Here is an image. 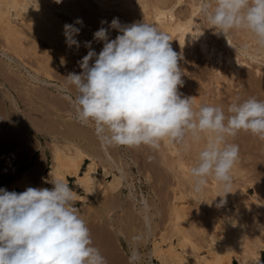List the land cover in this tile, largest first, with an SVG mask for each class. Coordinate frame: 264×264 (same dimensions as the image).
<instances>
[{"label": "rangeland", "instance_id": "1", "mask_svg": "<svg viewBox=\"0 0 264 264\" xmlns=\"http://www.w3.org/2000/svg\"><path fill=\"white\" fill-rule=\"evenodd\" d=\"M66 1L68 5H64H72V7L74 5L76 9H80V12L85 14L83 23H86V25L82 27L81 25H76V27L82 28L80 34L85 37L86 41H93V33L101 27L102 20L110 17L111 20L108 21L110 22L113 16L120 17V15L116 16L117 14L114 13L113 7L105 8L106 10L104 9V11L98 9L97 5L95 7L96 3L94 0ZM193 2L198 3L199 9L192 14L193 7L191 6ZM203 2L205 0H185L179 4L177 2L175 6L177 16L182 15L180 18L184 17V19L185 16L187 18L195 17V20L198 21L197 24L209 35V37L205 38V49L201 47L202 37L200 35H197L196 41L186 43L189 51L180 52L177 46L171 44L173 50L178 54L182 53L183 56L179 61L180 63L178 62L182 70L181 79L183 80V86L179 87V92L183 97H194V110H198L201 105L216 106L223 109L226 115H228V107L233 103H242L248 98L264 101V47L259 48L255 35L244 29H234L226 37L223 34H218L211 28L212 26L203 14L201 7ZM208 2L212 3L213 0H208ZM57 11L61 15L60 17L64 16L62 17L64 20H70L69 24L74 23L75 18L73 16H68V13L61 9ZM106 12H110V15ZM87 15L89 20L86 18ZM119 21L127 25L126 20L119 19ZM144 22L153 24L158 28L154 20H145ZM103 26L107 27L108 25L105 24ZM27 33L28 43H26V51L28 54H23L24 61L28 58V62L26 61L28 64H26L27 68L34 73L36 66L42 67V72L47 70L52 75L50 78L52 82L65 86L68 91L65 90L66 88L63 90L55 85H47L31 80L25 76L26 68L18 66L19 63L23 62V58L14 57L13 63H15V67L10 69L11 72L14 75H16L15 73H22L21 75L25 77L22 76L24 78L21 77L22 79H17L14 82L6 81V83L0 84V188L5 185L6 181L24 171L29 172L35 182H37L36 180L41 174L49 172L52 157L51 131L57 134L60 142H63L66 136H71V129H68L71 126L76 127L78 135H81L79 130L85 128L92 133V139L87 141L88 147L94 150L103 148L104 153L108 149L107 151L112 154L115 164H119L124 170L126 169L125 177L123 175L124 185L118 189L108 187V182L113 178V175L109 174L106 175L108 177L105 180H100L102 185L97 193L81 197L82 201L77 198L76 206L90 229L93 246L99 249L107 264H115L114 260L117 258L124 261V264H129V256L133 250H137L141 257L136 264H158L156 259L150 257V244L146 237L151 236L149 234L151 230L149 225L151 228L154 227L157 234L168 226L170 205L174 201L176 191L178 192L174 167L176 166V169L181 171L178 167L180 162H185V171L189 174V178L181 177L185 180V184L187 181V184L186 188H183L181 198L177 202L182 205L181 209H184L188 214V218L196 222L199 228H204L203 230L206 231L210 226L214 225V213L216 211H221V217L225 220H228L234 211H239L245 220L247 231L245 237L247 238L244 237L245 241H243L245 243L233 257L232 264H255L253 258L256 255L251 253L252 251L260 253L262 260L258 264H264V140L245 131L238 132L235 137H228L230 143H235L239 146V158L231 171L232 182L230 188L226 190L219 182H217L219 186L215 187L216 180L209 177L206 185L202 187L204 190L201 188L197 191L194 188L193 177L190 175V168L198 163V154L205 146L204 143H206L207 139L204 134H201V145L199 147L195 146V139L191 135H187L183 142L170 143L161 141L158 148L147 145L130 147L106 143L105 149L100 144L101 139L96 134L93 123L84 124L75 117H71V113L75 110L71 104L69 105L70 100L64 96L66 92H72L71 94L75 97L76 90L67 84L65 77L69 73L79 74L82 71L78 61L87 54L88 49L84 47L83 43L80 44L79 49L75 46L71 47V49L66 46L65 49L62 46L50 43L35 32L34 34L28 30ZM116 35H118L116 30L110 31V39H114ZM244 39H247V42ZM210 44L216 45V48L214 47L213 52L211 51L209 56L206 52L209 51L210 47V50H212ZM92 47L99 53L103 44L93 41ZM60 48H63V50ZM217 54L221 56L219 55V57ZM228 55L239 65L236 78L232 74L231 64L225 60ZM238 61L239 63H237ZM230 76L233 77L231 78ZM41 78L44 79V75L41 74ZM219 84H221L222 88L219 87ZM5 92L9 94L8 97L4 96ZM53 101H63L64 108L57 109L53 107ZM11 103L13 105L17 103L18 106H12ZM34 125H36V128ZM38 126L43 130L38 128ZM37 128L38 130L36 131L35 129ZM46 129L50 131L48 132ZM202 140H204V143L201 142ZM77 142L79 145L83 143L79 139H77ZM24 144H29V146ZM40 144L43 146L41 147ZM40 156L44 157L45 161L39 168L34 169L33 164ZM98 157L102 159L100 155ZM105 157L108 162L106 161L107 164H104L108 166L111 161L107 153ZM99 168H102V166ZM116 170V173L121 175L117 167ZM69 183V185H74V180L71 179ZM226 191L229 193L225 194ZM143 197L150 203L149 207L151 205L148 212L150 211V217L151 214L153 215L149 224L146 223L143 217L144 212L140 211L143 210L144 206ZM222 201L223 203H221ZM204 231L198 232L196 236V239L201 243L205 235ZM131 239L133 240L132 243H130ZM203 250L205 251V249ZM204 251L201 253L204 254ZM206 262L204 261L205 264Z\"/></svg>", "mask_w": 264, "mask_h": 264}, {"label": "clouds", "instance_id": "2", "mask_svg": "<svg viewBox=\"0 0 264 264\" xmlns=\"http://www.w3.org/2000/svg\"><path fill=\"white\" fill-rule=\"evenodd\" d=\"M201 7L218 34L226 37L244 29L264 47V0H205ZM76 25L83 26L82 19L66 23L64 36L69 48L79 49L81 28ZM111 30L118 32L114 39ZM93 41L103 44L99 53ZM93 41L83 42L88 52L78 61L82 71L65 77L76 90L69 98L76 118L93 123L104 143L122 146L158 148L161 141L183 142L187 135L199 140L204 134L205 146L190 168L194 188L199 191L209 177L230 188L239 146L228 137L245 131L264 140V101L233 103L228 115L216 106L194 110V97L179 92L182 53L174 51L168 34L153 24L102 20ZM46 182L53 187H28L20 193L0 188V264H107L93 246L69 183L59 177ZM140 259L133 250L129 264Z\"/></svg>", "mask_w": 264, "mask_h": 264}, {"label": "bare ground", "instance_id": "3", "mask_svg": "<svg viewBox=\"0 0 264 264\" xmlns=\"http://www.w3.org/2000/svg\"><path fill=\"white\" fill-rule=\"evenodd\" d=\"M94 1L96 3V4L94 3L95 7L97 5L98 9H100L102 11H104L105 8L107 9L108 7H113L112 9H114V13L117 14L116 16L120 15V17L113 16L112 18H119V19L126 20L127 25L132 24V23H137V22H143L145 20L156 21L158 29L168 34V36L171 39L170 44L177 46L179 48L180 52L181 51H189V48L186 47L187 46L186 43L196 41L197 35L198 36L200 35V37H202V40H201L202 46L201 47H203V49L206 48V39L205 38L207 36L209 37V35H207L206 31L201 29L200 25L197 24L198 21L195 20V17L191 16V17L187 18L185 16V19H184V17H182L183 18L182 19V18H180L182 15L177 16V14H176L177 10L175 11V6L177 5V2L179 4L180 2H183L185 0H176L175 2H174V0H94ZM66 2H67L66 0H61L60 3H57L56 0H0V79L2 80V81L0 80V84H4V83H6V81H8V82L13 81L14 82L17 79L20 80V78L22 76H24V75H21L22 73L21 74L15 73L16 75H14V73H12L10 70V69L15 67V63H13V60L18 57V58H23L22 59L23 62L19 63L18 66L19 67L23 66L26 68L25 76H27L31 80L38 82V83L39 82L45 83L47 85H55V86L59 87V89L62 88L63 90L66 88L63 85H59L58 83L52 82L50 80L52 75L47 70L42 72V69H43L42 67L36 66L35 72L32 73L27 68L28 64L26 63V61L28 62V58L25 57L26 59L24 61V57H23V54L27 53L26 43H28L27 42L28 41V33H27L28 30H30V32L32 31V33H34V32L37 33L40 37L47 39L50 43H52L54 45L57 44L60 47L62 46L63 48H65L67 46V44L65 42L66 38L64 36V27L63 26L66 23L69 24L70 20L69 21L64 20L62 18L64 16L60 17L61 15L58 14L57 10L58 9L64 10V12L68 13V16H71V17L73 16L75 18V20L77 18H80V19H82V21H84L83 16L85 14L80 12L81 11L80 9L79 10L76 9V7H74V5H73V7H72V5H70V6L64 5V4L68 5V3H66ZM194 2H196V1H194ZM194 2L191 6V7H193L192 14L195 13L197 11V9H199L198 3H194ZM197 2H199V1H197ZM106 13L109 14L110 12L109 13L106 12ZM69 14H71V15H69ZM87 16H86V18L89 20V16L88 17ZM99 20H101V19H99ZM105 20L109 21V20H111V18L109 17ZM85 25H86V23H83V26H85ZM80 32H82V30ZM76 39L80 42V44H82L85 40V37L82 36V34H80L76 37ZM227 39H229V38H227ZM241 40H239V41H241ZM244 40L247 42V39H244ZM209 43H210V41H209ZM227 43H228V41H227ZM230 43H232V42H230ZM210 45H208V46H210ZM211 46H212V50H210L211 49V47H210L209 51H207L206 53L209 54L211 51L213 52V49L216 45H211ZM63 48H60V49L63 50ZM259 48H261V47H259ZM190 49H192V48H190ZM190 52H191V50H190ZM209 56H210V54H209ZM52 58H53V56H52ZM218 59H220V58H218ZM225 60L228 61L227 63L231 64L232 72H233L232 74L236 78V75L239 71V65L236 64V62H234V60L232 59V57L230 55L226 56ZM237 63H239V61ZM41 74L44 75V79L41 78ZM233 76H230V77L232 78ZM24 77H22V78H24ZM22 84H24V83H22ZM220 85L221 84H219V87H221ZM65 90H67V88ZM70 91H71V89H70ZM7 92L4 93V96L8 97L9 94ZM63 93H64V91H63ZM71 93L66 92L64 94V96L69 99L70 97H73V95ZM49 100H51V99H49ZM63 101H64V99H63ZM63 101L62 102L61 101H53L52 106L56 107L57 109L58 108H64ZM49 103L51 104V102H49ZM70 104L72 105L71 101H70L69 105ZM16 105H17V103H14V105L12 104V106H16ZM70 108L73 109V107H71V106H70ZM72 109H70V110H72ZM71 114H72V116H71L72 118H74V117L76 118L75 111ZM14 123H16V122H14ZM34 127L36 128V125H34ZM38 128H40V127L38 126ZM38 128L35 130L37 131ZM68 129H71L70 131L72 134H70L71 135L70 137L66 136V138L64 139L63 142L59 141V139L57 138V134L54 131L50 132V134L52 135L51 136L52 137V139H51V143H52L51 156L52 157H51L50 170L48 173L41 174L39 172L41 175L36 180L37 182H35L32 179L29 172L24 171L23 173H20L19 175H15L14 177H12L8 181H6L5 185L2 186V188H6L8 191H16L17 193L23 192L28 187H41V188L51 189L53 187V185L51 183L46 182V181H50L52 179V177L53 178L59 177L61 179H65L67 183L70 182V178H74L75 183L78 186L84 188L85 191H87L89 193H97L98 189L102 185V182L100 181L99 176H98V169L100 166H102V169H103L102 174L104 176L109 175V174L113 175V178L111 179V181L108 182L109 183L108 187H110L112 189H118L119 187L124 185L123 175H124L126 169L124 170V168L122 166H120L119 164H117V165H119V166H117L115 164L114 159L112 157V154H110V152L107 151L108 149L105 152L107 153L108 158L111 161V164L108 166L106 165L107 163L104 165H101V163L98 161L99 155L96 156L97 154L93 155V154H90L89 152L87 153L86 151H84V149L81 147V145H79V143L77 142L76 138L78 136V133L76 131V127L71 126ZM41 130H43V129H41ZM46 130L48 132L50 131L49 129H46ZM58 135H60V134H58ZM203 141L204 140H202L201 142L204 143ZM100 142H101L100 144L102 145V147L104 146V148H105L106 143H104L102 140ZM173 143H175V142H173ZM24 145L26 146L27 144H24ZM200 145H201L200 139L195 140V146L199 147ZM27 146H29V144ZM40 146L42 147L43 145L40 144ZM176 148H177V145H176ZM106 153H104V154H106ZM100 156H101V154H100ZM85 160H90V161H89L88 165H86L87 168L84 169L85 171L82 172L81 169H82L83 164L85 163ZM119 161H121V160L119 159ZM169 162H170V160H169ZM184 163L180 162L178 164V167L181 169V171L176 169V166L174 167V171H175L174 173H175L176 178H177L178 192L176 191V194L174 196V201L170 205L169 217H168V219H169L168 226L166 227L165 230H163L162 232L157 234L155 232L154 227L151 228V226L149 225V228L151 229L149 234H151V236H149L148 238L146 237V239H147L148 243L150 244V247H149L150 257L156 259L158 261V264H205L204 261H207V262L212 263V264H232L233 257L238 253V250L241 249L243 243H245L244 242L245 238H247V237H245V235L247 233L245 220L241 216L240 212L237 210L233 212L232 216L229 217L228 220H225L224 218L221 217V214H220L221 211H216V213H214V221H215L214 225L210 226L208 228V230L204 231L203 230L204 228L203 229L199 228L198 224L196 222H194L190 218H188V214L184 211V209H181L182 205H179V203L177 202V200L179 198H181V193L186 188V184H187V181L185 184V182H184L185 180L182 179L181 177L185 176L184 178H187V177L189 178V176H188L189 174L185 171ZM116 167L119 170V173L121 175H118L116 173V171H117ZM35 171H37V170H35ZM47 175H48V177H47ZM124 177H125V175H124ZM189 183H191V182H189ZM192 184H193V182H192ZM217 186H219V185L217 184V181H216L215 187H217ZM192 190H193V188H192ZM74 192L76 193V197L78 196V198H79L80 195L75 190H74ZM189 192H190V190H189ZM200 195H201V193H200ZM80 198H81V196H80ZM232 198H233V196H232ZM141 203H142V201H141ZM143 204H144L143 210H140V211L144 212L143 217L145 218L146 223L149 224V221H151V217L153 215V214H151V217H150L149 216L150 211L148 212V209L151 207V205L149 207L150 203H148V201L145 197H143ZM180 204H181V202H180ZM137 206H139V205H137ZM218 207H220V206H218ZM140 209H142V208H140ZM222 213H224V212H222ZM155 226H156V224H155ZM149 228H148V230H149ZM200 231L205 232L202 243L196 239L197 233ZM121 233H124V232H121ZM140 236H142V235H140ZM146 236H148V235H146ZM132 242H133V240L130 241V243H132ZM203 249H205V251ZM202 250L205 252L204 254L201 253V252H203ZM243 251H245V250H243ZM251 253L256 255V257L253 259H254L255 264L256 263L258 264L262 260L260 253L253 252V251ZM243 258H244V256H243ZM243 261H244V259H243ZM114 262H115V264H124L123 263L124 261H122L120 258H117L116 260H114ZM207 262H206V264H208ZM252 262H253V260H252Z\"/></svg>", "mask_w": 264, "mask_h": 264}, {"label": "crops", "instance_id": "4", "mask_svg": "<svg viewBox=\"0 0 264 264\" xmlns=\"http://www.w3.org/2000/svg\"><path fill=\"white\" fill-rule=\"evenodd\" d=\"M80 131V136L78 135L77 136V138L76 139H79V141L80 142H83L82 144H80L81 145V147L84 149V151H86L87 153L89 152L90 154H98V155H100L101 154V158L102 159H98V161L103 165L104 163H107L106 162V157H105V154H104V152L102 151L103 150V148H100L99 150H94L93 148H91V147H88V145H87V141L88 140H90V139H92V136H91V132H90V130H87V129H80L79 130ZM86 142V144H84ZM97 151V152H96ZM100 153V154H99ZM42 161V162H41ZM44 161H45V158L44 157H42V156H40L39 158H37V161H35L34 162V164H33V167H34V169H36L37 167L39 168L43 163H44ZM89 161L90 160H85V163L83 164V166H82V169H81V171L83 172V171H85L84 169H86L87 168V166L86 165H88V163H89ZM102 172H103V169L102 168H99L98 169V176H99V178H100V180L101 181H103V180H105L108 176H103V174H102ZM71 179H73L74 180V185H69L73 190H75L79 195H81V197H83V196H86V195H93V193H87L85 190H84V188H82V187H80V186H78L76 183H75V179L74 178H71ZM71 179H70V181H71ZM70 184V183H69ZM78 198V196L76 197V199ZM78 200L79 201H82V199L80 198V196H79V198H78Z\"/></svg>", "mask_w": 264, "mask_h": 264}]
</instances>
